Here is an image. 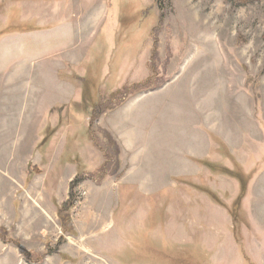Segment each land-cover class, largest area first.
I'll return each instance as SVG.
<instances>
[{"label":"rangeland","instance_id":"obj_1","mask_svg":"<svg viewBox=\"0 0 264 264\" xmlns=\"http://www.w3.org/2000/svg\"><path fill=\"white\" fill-rule=\"evenodd\" d=\"M61 1L106 19L88 62L60 74L79 97L57 105L45 87L0 126V264H264V0H0V38ZM128 103L180 106L176 134L205 155L176 157L191 174H170V157L144 173L140 120L139 164L120 160L107 115Z\"/></svg>","mask_w":264,"mask_h":264},{"label":"crops","instance_id":"obj_2","mask_svg":"<svg viewBox=\"0 0 264 264\" xmlns=\"http://www.w3.org/2000/svg\"><path fill=\"white\" fill-rule=\"evenodd\" d=\"M49 6L54 11L52 18L45 24L39 23V29L16 32L0 38V85L9 92L11 98L9 97L7 101L10 99L9 101L14 104L12 109L7 110L5 117L0 116V126L6 124L3 121H16L18 111L24 109L25 102L28 103L32 96L37 100V96L45 87L49 91H59L61 100L56 103L57 105L67 104L80 95V90L74 96L70 93L71 79L62 78L60 74L71 65L77 66L88 62L89 51L95 46L99 29L106 19L104 8L101 10L97 7L92 8V17L89 19L88 7L83 6L81 2L75 5L70 1H61L50 3ZM24 9L25 6L22 7L25 12ZM35 76L38 78L34 83ZM179 109V105L172 108L168 105L158 107L149 104L137 110L132 103H128L109 112L107 118L109 117L111 122L107 125L108 130L117 136L124 147L120 160L124 161L125 152L134 153V149L137 148L141 137L134 122L140 120L143 124L145 122L151 124L145 138L146 151L142 154L145 155L144 173L154 174L155 170L160 169L154 160L170 157L172 165L166 166L171 170L170 174L177 175L179 172L191 174L190 170L183 172L181 166L179 169L180 164L176 157L188 154L192 158H201L205 155L196 145L200 142L199 138L193 136L187 138L190 145L186 144L188 148L185 149L184 139L176 134V126L182 117ZM167 118L174 119L170 122L172 129L162 133L163 127L169 125L165 122ZM206 139L203 138L205 143ZM130 158L129 170L139 164L140 157H136L134 153ZM175 158L177 160L174 161ZM161 166L165 169L163 164ZM151 182L152 178L149 179V183Z\"/></svg>","mask_w":264,"mask_h":264},{"label":"trees","instance_id":"obj_3","mask_svg":"<svg viewBox=\"0 0 264 264\" xmlns=\"http://www.w3.org/2000/svg\"><path fill=\"white\" fill-rule=\"evenodd\" d=\"M147 83H148V81H146V82H144L143 84H141V88H145L146 86H147ZM132 94V93H131ZM110 101H112V100H107V101H104V102H101V103H97L96 104V106L98 107L97 109H96V111H101L102 113L104 112V110H107V109H109V107L107 108V109H105L107 106H108V104L109 103H111ZM102 106V107H101ZM110 137V136H109ZM111 138V137H110ZM112 139V138H111ZM116 148L118 149V146H116ZM117 155H119V149L118 150H116V156ZM116 159H118V157H116ZM77 180H76V182H79L80 181V179H82V176L80 175V174H78L77 176ZM70 205V200H68L67 202H65V204L63 205V207H61V209L59 210V217H60V219H61V221H64V223L66 224V219H65V211H66V209H67V207ZM2 230H3V228L2 227H0V232H2Z\"/></svg>","mask_w":264,"mask_h":264},{"label":"water","instance_id":"obj_4","mask_svg":"<svg viewBox=\"0 0 264 264\" xmlns=\"http://www.w3.org/2000/svg\"><path fill=\"white\" fill-rule=\"evenodd\" d=\"M19 249H20L22 252L25 251V247H24L23 245H20V246H19Z\"/></svg>","mask_w":264,"mask_h":264}]
</instances>
